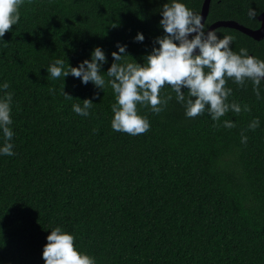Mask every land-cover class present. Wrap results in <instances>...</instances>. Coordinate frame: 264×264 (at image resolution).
Returning <instances> with one entry per match:
<instances>
[{"label":"trees","instance_id":"16d2710c","mask_svg":"<svg viewBox=\"0 0 264 264\" xmlns=\"http://www.w3.org/2000/svg\"><path fill=\"white\" fill-rule=\"evenodd\" d=\"M203 1L177 0L199 16ZM172 2L23 0L18 23L0 38V99L7 81L14 133V155L0 154V264H45L55 227L96 264H264V80L257 98L251 80L241 86L227 79V102L251 111L229 110L217 121L207 106L187 117L166 84L161 98L172 99L160 113L137 105L150 128L133 136L111 127L110 85L100 90L47 71L57 59L77 67L100 47L107 81L117 44L126 46L125 60L143 64L159 47L162 7ZM263 11L264 0H211L204 29L231 20L254 30ZM214 32L234 37L232 51L246 48L264 61V38ZM86 98L94 105L84 117L72 105ZM226 120L236 127H224ZM4 142L0 129V148Z\"/></svg>","mask_w":264,"mask_h":264},{"label":"clouds","instance_id":"9594fccd","mask_svg":"<svg viewBox=\"0 0 264 264\" xmlns=\"http://www.w3.org/2000/svg\"><path fill=\"white\" fill-rule=\"evenodd\" d=\"M22 3L23 0H0V38L18 23V9ZM161 15L159 23L165 34L155 39L154 43L159 47L152 48L143 64L137 63L133 58L131 61L125 60V57H130L126 53V46L117 44L118 51L111 54L113 63L106 72L109 78L107 81L105 73L101 72L106 57L100 47H95L91 59L84 60L77 67L68 65L66 69L63 60H55L47 68L48 73L53 79H64L71 75L79 78L85 85L91 82L100 90L106 83L110 85L116 96V103L112 105L114 117L111 127L116 132L133 136L143 134L150 128L148 119L138 114L137 105L150 106L153 113H160L172 99L171 94L161 98V89L166 84L176 93L177 102L185 105V115L189 118L203 114L206 106L213 121L219 120L229 110L237 114L242 110L250 112L248 105H244L242 109L236 102H227L232 93V89L226 87L227 79H232L241 86L245 80H251L253 91L259 98V86L264 79V61L250 56L246 48H241L239 53L232 51L230 45L234 37L226 35L218 38L214 31H205L201 16L177 0H173L170 5L165 3ZM249 15L254 17V10ZM134 39L142 42L144 36L138 32ZM8 88L9 84L5 81L2 86L4 97L0 99V129L5 142L0 148V154L12 156L14 152L10 141L14 133L9 125L12 124L13 94L7 91ZM182 88L187 89V97ZM54 91L50 89V92ZM62 92L65 99H73L63 89ZM93 105L92 100L86 98L73 104L72 110L87 117ZM259 123V119L254 118L248 127L254 131ZM223 126L229 129L236 127L235 123L227 120L223 122ZM241 143H247V136L243 133ZM46 240L42 251L45 264H96L93 257L76 249L74 236L63 232L60 227L52 229Z\"/></svg>","mask_w":264,"mask_h":264},{"label":"water","instance_id":"95a60500","mask_svg":"<svg viewBox=\"0 0 264 264\" xmlns=\"http://www.w3.org/2000/svg\"><path fill=\"white\" fill-rule=\"evenodd\" d=\"M210 1L211 0H204L201 6L200 16H201V23H203V25L207 18L208 12H209ZM257 20L260 26L259 28L254 29V30L247 28L245 26H242L235 21L227 20V21H217L211 24L206 31H214L215 29L220 28V27L231 28V29H234L248 36L249 38H252L256 41H260L264 38V11L258 16ZM196 54H198V50H196Z\"/></svg>","mask_w":264,"mask_h":264}]
</instances>
